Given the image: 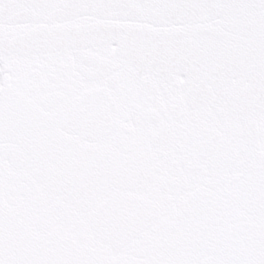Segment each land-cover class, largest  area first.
<instances>
[{
	"label": "snow or ice",
	"instance_id": "6c2138e0",
	"mask_svg": "<svg viewBox=\"0 0 264 264\" xmlns=\"http://www.w3.org/2000/svg\"><path fill=\"white\" fill-rule=\"evenodd\" d=\"M0 264H264V0H0Z\"/></svg>",
	"mask_w": 264,
	"mask_h": 264
}]
</instances>
